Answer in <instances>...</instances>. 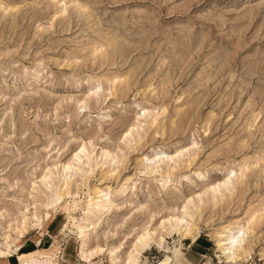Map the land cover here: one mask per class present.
<instances>
[{"label":"rangeland","instance_id":"rangeland-1","mask_svg":"<svg viewBox=\"0 0 264 264\" xmlns=\"http://www.w3.org/2000/svg\"><path fill=\"white\" fill-rule=\"evenodd\" d=\"M90 222L89 264H264V0H0V264Z\"/></svg>","mask_w":264,"mask_h":264},{"label":"bare ground","instance_id":"bare-ground-1","mask_svg":"<svg viewBox=\"0 0 264 264\" xmlns=\"http://www.w3.org/2000/svg\"><path fill=\"white\" fill-rule=\"evenodd\" d=\"M126 136H127V134H126ZM124 138H125V136H124ZM81 152L82 153L84 152L83 149L80 151V153ZM63 168H65V167H63ZM228 182H229V179L228 178L227 179L225 178L223 181H221V182L213 185L211 187V189L212 190H217L221 186H225ZM110 203H112V202H110ZM108 207H110L109 206V201L107 199H105L104 201H102L100 203V205L98 206L97 210L95 209L96 212L91 213L92 214V217L91 218L93 220H96L99 216H103L109 210ZM181 219L182 218H178L177 221L178 220H181ZM28 220H31L32 222H34V226L35 227H37V224L39 223L38 222L39 219L35 215H33L31 217V219H28V217H25L24 222L20 223V229H19L18 232H19V234L20 233L21 234L19 235V237H22L23 236V232H26L25 228H26V222H28ZM92 223L90 222L88 224H83L81 226H77V234H78V237L80 238L79 253H77V251L75 250V254L72 256V254L70 253V249H71L70 244H71V242H74V241L73 240H69L71 242H68L67 245H66V247L62 251V260L64 262H66V261H74L73 260V257H79V260L80 261L89 264V263L92 262V260L99 253H101L103 251V249L100 248V247L91 248V245H90L91 244V236H90V234H91V231L94 229ZM240 231H242V230L240 229ZM147 239H148V234H143V235H141V236L138 237V242L141 244L142 248H144L145 246L148 245L147 244L148 243ZM225 242L226 243H224L223 245L227 246L226 251H227V254L229 256L228 259L229 260H239L242 257L243 254L240 253V252H238V253L235 252V249H236L237 244L241 242V240L238 238V236L235 235V234L229 235V236L227 235L225 237ZM2 247H4V248L3 249H0V258H4V257L11 258L12 256L9 253L11 247H10L9 243L6 242V244L4 246H2ZM244 253H245V251H244ZM54 257H55L54 255H50L46 251L45 252H38L37 255L25 256V257H23V259H18L17 258L16 261L14 263H11V264H57V263H55V260L56 259H54ZM131 260L132 259L130 257L128 259V261L126 262V264H131ZM114 264H121V263H119L117 261Z\"/></svg>","mask_w":264,"mask_h":264}]
</instances>
